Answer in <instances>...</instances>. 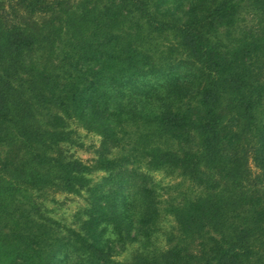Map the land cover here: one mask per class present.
<instances>
[{"label":"trees","instance_id":"16d2710c","mask_svg":"<svg viewBox=\"0 0 264 264\" xmlns=\"http://www.w3.org/2000/svg\"><path fill=\"white\" fill-rule=\"evenodd\" d=\"M0 264H264V0H0Z\"/></svg>","mask_w":264,"mask_h":264},{"label":"rangeland","instance_id":"374dc122","mask_svg":"<svg viewBox=\"0 0 264 264\" xmlns=\"http://www.w3.org/2000/svg\"><path fill=\"white\" fill-rule=\"evenodd\" d=\"M175 4V3H174ZM70 129L76 130L77 135L80 140L84 143L83 146H72V145H62L60 148V153L66 158H77L88 164L94 165L97 160L96 151L99 148V144L101 141V136L95 132L89 131L88 129L80 126L77 121H70ZM105 172L101 170L99 167H95L93 172V177L95 182L101 180L102 177H105ZM154 178L158 181H161L162 184L174 185L177 182H184V187L189 185L188 180L184 179L178 169L174 171L164 170L154 172ZM171 191H175L172 189ZM89 194L86 191H83L82 194H68V193H56L52 194L48 192V199H53L51 201L45 200V207L49 210V215L55 217L60 220L63 224L68 227L78 228L77 222V214L80 211H83L84 208L89 206L88 200ZM163 223L161 228V234L158 238L160 241V246L165 247L168 246L167 241V231L171 230V226L175 224L172 221V218H168ZM177 232V230H173ZM140 240V238H139ZM126 246L117 247V255L116 258L120 261L127 262L132 260L136 254L141 250L140 241L135 242H127Z\"/></svg>","mask_w":264,"mask_h":264}]
</instances>
